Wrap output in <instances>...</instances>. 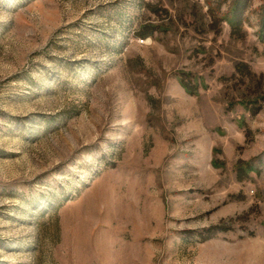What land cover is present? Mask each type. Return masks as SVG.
I'll return each instance as SVG.
<instances>
[{
  "label": "rangeland",
  "instance_id": "1",
  "mask_svg": "<svg viewBox=\"0 0 264 264\" xmlns=\"http://www.w3.org/2000/svg\"><path fill=\"white\" fill-rule=\"evenodd\" d=\"M218 3L0 0V264H264V0Z\"/></svg>",
  "mask_w": 264,
  "mask_h": 264
},
{
  "label": "trees",
  "instance_id": "2",
  "mask_svg": "<svg viewBox=\"0 0 264 264\" xmlns=\"http://www.w3.org/2000/svg\"><path fill=\"white\" fill-rule=\"evenodd\" d=\"M251 0H231V4L229 6L228 12H225L223 16H219L221 13L222 3H218L215 6L210 8V14L212 17V21H226L229 23L232 29V34L239 38L244 36V22L246 20L245 13L250 6ZM261 24H260V40L264 43V4L261 7ZM160 26L148 25L144 28V31L141 32L142 37L153 36L155 30ZM185 87L192 91V89L185 84ZM248 166L241 167V170L250 172L252 168Z\"/></svg>",
  "mask_w": 264,
  "mask_h": 264
}]
</instances>
